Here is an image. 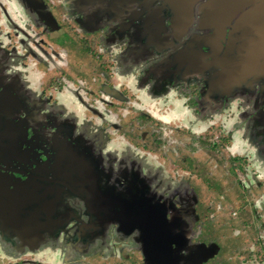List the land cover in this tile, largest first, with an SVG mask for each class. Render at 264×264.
<instances>
[{"label":"rangeland","instance_id":"obj_1","mask_svg":"<svg viewBox=\"0 0 264 264\" xmlns=\"http://www.w3.org/2000/svg\"><path fill=\"white\" fill-rule=\"evenodd\" d=\"M75 7V3L67 1L61 7L63 16L69 15L70 23L74 21L71 15L77 13ZM36 20L40 22L24 2L0 0V28L4 31L3 35L0 33L1 72L17 88L16 96L13 93L15 103L10 107L19 104L21 110H31L30 115H34L33 120L28 115L24 117L20 127L31 130L41 145L54 147V141H58L64 147L60 166L67 169L60 179L66 176L69 187L61 193L54 217L56 221L66 222L54 224L51 234L41 232L42 237L33 248L25 246L13 259L21 260L23 254H30L33 260L19 264H30L31 261L42 264L60 261L66 264H129L130 259L132 264H138L136 257L143 251L141 243L139 246L134 242L136 230L125 231L128 226L111 220L108 215L92 221V217L83 212L81 202L89 200L93 194L96 202L99 200L102 205V196L107 197L110 193L109 201L114 202L119 196L130 203L133 198L139 200L137 190L140 189L146 192L147 199L156 201L155 207L162 217L184 220L188 237L183 243L191 240L189 249L193 252L179 253L174 245L170 264H264V230L260 229V224L264 225L260 212V203L264 205V101L260 95L264 87L260 86L264 82L248 83L245 80L232 92L220 94L215 86L210 87L209 77L201 72V79L197 75L194 78L199 79L194 83L197 88L194 92L188 83L193 80V75H184V69L170 62L169 56L183 45L194 48L204 45L206 50L205 35L197 28H191L194 31L191 36L186 33L177 40L168 37L165 39L168 43L159 42L157 50L158 47L144 43L142 37L129 30L108 41L105 39L107 32L102 31L100 35L92 26L87 30L80 26L78 33L82 31L89 43L88 56L101 54L105 59L99 71L94 68L97 74L105 75L94 81L93 74L85 70L91 72V64L84 65L81 75L79 58L86 54L78 45H72L67 52L52 46L51 53L44 45L34 46V51L29 53L34 56L31 61L22 58L20 51L15 53L10 49L12 44H7L6 40L10 28H19L29 35L25 26L39 25ZM194 35L201 38L193 40ZM15 40L17 42V38ZM19 41L23 40L19 38ZM1 45L9 57L1 50ZM54 51L63 65L61 70L56 69L60 72L49 77L57 80L52 91L41 83L40 78L44 75L47 82L46 75L54 73ZM64 54H67L66 60ZM102 69L107 71L102 72ZM212 69L208 67L204 72ZM120 85L130 94L120 93ZM49 101L53 103L48 111ZM130 110L144 111L143 115L150 118L146 138L139 133L136 137L131 135L137 142L126 138L125 121L135 115L126 116ZM61 119L65 120L64 127ZM91 122L94 124L90 125ZM60 129L66 132L62 133ZM116 131L121 132L120 136L115 134ZM201 136H206L211 145L188 151L191 140ZM157 140L159 145H156ZM141 142L146 144V151L141 150ZM32 143L37 156L31 158L37 163H42L44 157L47 160H44L47 166L42 174L49 177L50 185L63 186L58 180L60 174L52 167L59 161L58 151L47 158L42 146ZM81 150L88 154H81ZM81 155L88 159L83 157L89 165L86 168L89 177L88 174L81 175L86 167V162L80 161L83 160ZM135 193L138 196H134ZM97 195L101 198L97 199ZM199 205L201 209H198ZM203 215L205 221H209H200ZM188 221L196 224L192 222L191 225ZM80 228L84 233L79 236L83 243V254L79 256L72 243L75 241L73 235H79ZM197 231L200 242L197 235L192 236ZM255 240H260L261 244L254 245ZM64 245L70 248L67 254L63 252ZM6 257L4 255V259Z\"/></svg>","mask_w":264,"mask_h":264},{"label":"flooded vegetation","instance_id":"obj_2","mask_svg":"<svg viewBox=\"0 0 264 264\" xmlns=\"http://www.w3.org/2000/svg\"><path fill=\"white\" fill-rule=\"evenodd\" d=\"M8 1L12 3V0ZM13 1L14 3L22 1L26 4L25 0ZM37 1L43 5L46 12L53 19V28L44 24L37 15H35L41 23L36 20L35 22L37 24L39 23V25L25 26V29L29 31V35L19 30V28H10L11 31L6 34L7 44H12L10 49L14 50L15 53L20 51L19 55L22 58L27 57L30 61L34 59V56L29 54L31 51H34V46L38 45L39 47V45H44L48 47L47 49L49 52L52 51L53 46L61 49V51L63 49V52H67L72 45H78L82 51L83 49L85 50L86 54L79 58L78 65L82 68L81 75H83L84 65L88 66V64H91V72L90 70H85L93 74L92 79L94 81H99L105 74H97L95 69L99 71V67L102 62H105V59L97 52L96 53L100 57L98 55L88 56L87 53L89 50H86L89 48V43L85 39V36H83L82 31L78 33L80 26L81 29L85 30L90 29L92 26L99 30L98 33L100 35L102 31L107 32L105 39H108V41H111L115 36H121L124 31L129 30L134 35L142 37L144 43H151L152 46L158 47L157 50H159V42L168 43L167 40H165L168 39V37L177 40L186 33H189L191 36V33H194L192 29L197 28V30H200L205 35L206 50L203 48L204 45L200 48L183 45L182 48H177L176 51L169 56L170 62H174L178 67L184 69V75H193L191 76L193 80L188 83L192 85L194 92H196L195 90L197 89L194 83L195 81H199V79L194 78L197 75L201 79V72L206 77H209L208 81H211L210 87L215 86L220 94L232 92L237 85L239 86V83L245 80L248 81V83L254 81L264 82V13L258 15L253 12L258 5H264V0ZM64 1L76 4L75 8L77 9V13L71 15L74 20L71 23L70 20H67L69 15L63 16L61 10ZM210 8H216V10H214L216 19L208 18L210 17L208 14ZM31 12L33 11L31 10ZM4 17L6 16L4 15ZM60 19L62 20L59 24L57 22ZM51 29L56 30L52 31ZM3 32V28L1 27L0 33L2 35ZM242 32L243 34L246 33V35L240 42H234L233 39L231 40V38H229V35L233 34L237 36ZM216 33L221 34H218L216 37ZM36 35L38 37H36ZM215 37L216 39L214 41ZM14 38H17V42L16 40L14 41ZM19 38L23 41L18 42ZM89 38L90 37H88V39ZM200 38L199 36H193V40ZM134 39L138 41L137 37ZM101 40H104V38ZM28 41H32L33 45L28 44ZM172 46L173 45H171V47ZM4 48L5 47L1 45V50L9 57V53H7ZM56 56L57 54L54 51V73L51 72L47 74V72H45L48 77L47 82H45L44 75L40 74L41 83L47 85L45 87L51 88L52 91L55 90V86L52 85L57 80L49 77L60 72H56V69L61 70V66L63 65L62 59ZM63 56L66 60L67 54ZM2 58L6 59L3 56ZM39 66H41L40 63ZM208 67L213 69L208 73L204 72ZM1 71H3V68L0 59V261L2 264H19V262L29 263L30 259H34L30 254L26 255L22 253L21 260H14L13 257L17 253L22 252L25 246L28 249L33 248L38 238L42 237V235H40L41 232L47 231L48 234H51L50 229L54 224L66 222L56 221L54 217L55 211L58 205H60L61 193H64L69 187L66 176L60 179L61 174L67 169L66 166L65 169L60 166V160L63 158L65 150L63 146L59 145L60 143H58V141H54V147L53 145H41L35 140V134H32L31 130L20 127L24 117L27 118L29 116L30 119L33 120L34 115H30L31 110H21L19 104H14L16 105L14 108L10 107V104L13 105V103H15L13 93H15L16 96L17 88L14 86L13 81H8ZM105 71L107 70L102 69V72ZM109 77L110 80L114 82L113 75ZM260 87L263 88L264 85ZM257 88L259 92H261L259 86ZM48 90L50 91V89ZM118 91L122 94H130V91L121 85ZM260 95L262 101H264V89ZM52 103L51 101L48 102V111ZM131 108L140 109L136 107ZM143 112L144 111L136 112L130 110L126 113V116L135 113L134 117L125 121L126 128L128 129L126 138H128L130 142H137V140L131 138V135L136 137L138 133L141 137L146 138L148 130L147 125L144 124L140 127L133 122L134 118L141 116L140 118H146L148 121L147 124H150V118L145 117ZM92 116H94V113H92ZM60 121H62V119ZM64 121L63 119V127L65 126ZM93 124V122L90 123V125ZM126 128L123 129L126 130ZM61 130L62 129H60V131ZM68 131L71 130L69 129ZM61 132L64 133L66 131L62 130ZM119 133L121 132H115L116 135H119ZM56 139L58 140V138ZM59 139L61 138L59 137ZM64 141H66V139H64ZM32 142L42 146L43 151L46 152L47 158H49L50 155L53 156V152L58 151L57 156L59 157V161H55L52 167L60 174L58 180L62 181L60 184H63V186L50 185L49 177L42 174L47 166L44 160H47L44 157L42 163H37L31 158L33 155L37 156V154L33 152L34 145ZM141 146L143 148H140L142 151L147 150L145 143L141 142ZM156 147L157 146H155V149L158 151ZM136 149L138 150L139 147H136ZM80 153L88 154L86 150L85 153H83V150H81ZM81 157L83 160L80 161L86 162V167L83 174H80L82 176L88 174L89 177L90 174L86 171V168L89 166L87 162L88 159L85 155H81ZM122 174H124V171ZM89 183H91V181ZM69 190L72 191L73 189L70 187ZM137 193L140 194L139 200L133 198L130 203L119 196L118 199L115 197L114 202L109 201L111 197L109 193L107 197L102 196L104 199L101 201L102 205L98 202L99 200H97V203L94 195L91 194L89 200L85 199L81 202L84 208L83 212H85L86 216L92 217V221H99V217L108 215L111 220H117L123 224V226H128L125 231L134 228L138 233L134 242L139 246L141 243V251L146 253V255L148 254L151 257H155L158 260L157 264H164L163 259L157 255L158 251L155 250V246H162V243H159V241L164 243V241L166 242L170 238L174 240L169 245L165 264H170V255L173 252L174 245L177 246L179 253L184 254L193 252L192 249H189L191 240L183 243V240L188 237L185 232L184 220L181 221L182 218H176L174 216L162 217L155 207L156 201L147 199L144 190L138 189ZM138 194L135 193L134 196H138ZM96 198L99 199L101 196L97 195ZM95 203H97V206ZM199 206L200 208L198 209H201V205ZM204 217L205 215L202 217L203 220L200 221H205ZM207 221L209 220L205 222ZM192 222L194 223V221ZM192 222L188 221L191 225L193 224ZM172 225V232H170L169 227ZM79 233V235H73L75 241L72 243V246L75 253L80 256L83 254V243H80L79 240V236L81 237L84 233L82 228L79 229ZM195 235H197V241L199 240L200 242L198 231L196 234L192 235L193 238ZM19 240H21V243ZM197 241L195 240L196 243ZM8 243L15 245L10 246ZM18 245L19 247L16 249L15 247ZM3 247L7 249V252ZM69 249L70 248L64 245L63 252L67 254ZM11 252L13 253L11 254ZM4 255H7L5 259ZM143 258V254H139V257H136L137 263L145 264V259ZM40 262L41 261L34 263L31 261L30 264H42V262ZM128 262L132 264V259ZM193 262H195V260ZM56 264H66V262L60 261L59 263L56 262ZM195 264H198V262H195Z\"/></svg>","mask_w":264,"mask_h":264},{"label":"water","instance_id":"obj_3","mask_svg":"<svg viewBox=\"0 0 264 264\" xmlns=\"http://www.w3.org/2000/svg\"><path fill=\"white\" fill-rule=\"evenodd\" d=\"M26 4L29 6V8L33 11V13L35 15H37V17L46 25H48L50 28H53L54 24H53V19L49 16V14L46 12V10L44 9L43 5L37 1V0H25ZM221 7V6H219ZM214 10H216V8H210L208 11V14L210 15V17H208L209 19H216L215 17V14H214ZM253 12L255 14H263L264 13V5H258L257 7H255V9L253 10ZM217 15V14H216ZM262 21V20H261ZM52 31H55L56 29H51ZM218 34H221V33H218ZM218 34L216 33V37L218 36ZM245 35L246 33L243 34L242 33H239V35L237 36H234L233 34L232 35H229V38H231V40L233 39L234 42H237V41H242L243 38H245ZM216 37L214 38V41L216 39ZM172 228H173V225L169 227V230L170 232H172ZM174 240L173 239H168L166 242L164 241L161 242L159 241V243H162V246L161 247H156L155 250H157L158 254L162 259H163V262L165 264V262L167 261V255H168V248H169V245L171 242H173ZM143 256H144V263L145 264H157V259L155 257H151L149 256L148 254L146 255V253L143 252Z\"/></svg>","mask_w":264,"mask_h":264},{"label":"trees","instance_id":"obj_4","mask_svg":"<svg viewBox=\"0 0 264 264\" xmlns=\"http://www.w3.org/2000/svg\"><path fill=\"white\" fill-rule=\"evenodd\" d=\"M141 116H139V117H136V118H134V124H138L140 127H142L144 124H146V125H148L147 123H148V121L146 120V118H144V119H142V118H140ZM142 117H143V115H142ZM194 143V144H193ZM197 145L198 147H196V146H194V145ZM156 145H159V141L157 140L156 141ZM211 145V143L209 142V140H208V138L205 136V137H194L193 138V141L191 140V146H189V148H187L186 146V148H187V150L188 151H195L197 148H199V147H201V148H208L209 146ZM240 158V157H239ZM240 160H242L241 158H240ZM232 162H233V160H232ZM253 180H255V178L253 177ZM255 182V181H254ZM260 205H261V208H260V206H259V208H260V212H261V215H262V217H263V219H264V205L262 204V203H260ZM260 224V223H259ZM261 226H260V229L261 230H264V225L263 224H260ZM264 232V231H263ZM258 244H261V241L260 240H255L254 241V245H258ZM263 249V248H262ZM264 250V249H263Z\"/></svg>","mask_w":264,"mask_h":264}]
</instances>
